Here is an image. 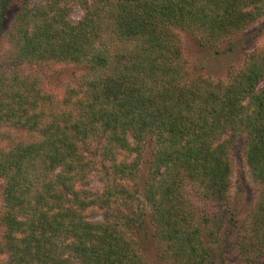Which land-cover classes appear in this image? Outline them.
<instances>
[{
	"label": "trees",
	"instance_id": "obj_1",
	"mask_svg": "<svg viewBox=\"0 0 264 264\" xmlns=\"http://www.w3.org/2000/svg\"><path fill=\"white\" fill-rule=\"evenodd\" d=\"M262 15L264 0H0V264H152L153 237L171 264H227L201 224L216 240L243 133L260 194L239 249L258 264L264 50L228 82L189 79L178 31L216 42ZM45 62L78 66L76 84L45 90Z\"/></svg>",
	"mask_w": 264,
	"mask_h": 264
},
{
	"label": "rangeland",
	"instance_id": "obj_2",
	"mask_svg": "<svg viewBox=\"0 0 264 264\" xmlns=\"http://www.w3.org/2000/svg\"><path fill=\"white\" fill-rule=\"evenodd\" d=\"M81 10L77 8L72 19L81 16ZM183 54L187 62L189 79L202 76L213 81L228 82L232 76L244 67L248 58L257 52L264 50V15L257 19L245 30L226 39L216 42H207L193 33L178 31ZM7 48L5 40H0V52ZM42 73V87L54 94L61 95L67 88L74 86L80 74V68L74 64L61 62H45L40 64ZM245 134L239 135L230 148V156L233 162V174L228 200L225 202V217L218 231L217 238L210 240L209 232H216V225L212 220L208 224H201L202 237L206 246H218L226 257L227 264H248L244 259L249 252H240L239 243L245 240L248 234V221L250 213L260 194V185L250 176L243 158ZM150 160V148L143 151V162L140 171V183L146 177ZM99 182L92 180L93 189H99ZM4 183L0 180V211L2 209V190ZM189 194L194 202L197 217L201 218L205 207L194 189ZM230 210H234V220H229ZM198 211H200L198 213ZM201 213V214H200ZM209 215V214H208ZM2 229L0 227V237ZM146 251L152 264H171L167 260L165 244L156 238L148 240ZM164 256V257H163ZM263 259L258 264H264ZM157 261V262H156ZM222 264V263H218Z\"/></svg>",
	"mask_w": 264,
	"mask_h": 264
}]
</instances>
